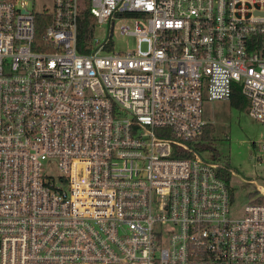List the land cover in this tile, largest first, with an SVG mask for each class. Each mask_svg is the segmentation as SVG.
Here are the masks:
<instances>
[{"label":"built area","instance_id":"built-area-1","mask_svg":"<svg viewBox=\"0 0 264 264\" xmlns=\"http://www.w3.org/2000/svg\"><path fill=\"white\" fill-rule=\"evenodd\" d=\"M34 3L0 0V264H264V179L233 216L190 144L235 91L264 124V0ZM117 19L135 51H113Z\"/></svg>","mask_w":264,"mask_h":264},{"label":"rangeland","instance_id":"rangeland-1","mask_svg":"<svg viewBox=\"0 0 264 264\" xmlns=\"http://www.w3.org/2000/svg\"><path fill=\"white\" fill-rule=\"evenodd\" d=\"M43 5L50 6L51 0H35L34 8L40 10ZM121 27H128L130 31L134 30L133 22L115 20L112 26L113 51L117 53L135 51L136 38L121 34ZM108 30V25L96 27L94 39L100 43L104 42ZM142 47L145 48L144 45ZM203 109L205 121L214 129L212 138L218 155L216 161L220 164H228L235 175L231 179L232 214L237 217L242 216L244 206L251 199L259 198L256 184H261L264 176V150L262 149L264 124L251 119L247 114V108L238 109L231 106L229 102H205ZM204 156L211 158L209 153ZM47 171L54 177L59 175L55 163Z\"/></svg>","mask_w":264,"mask_h":264},{"label":"trees","instance_id":"trees-1","mask_svg":"<svg viewBox=\"0 0 264 264\" xmlns=\"http://www.w3.org/2000/svg\"><path fill=\"white\" fill-rule=\"evenodd\" d=\"M93 23V19L89 15L87 11H85L80 18L79 22V35H78V52L81 54L87 53V50L85 49V46L90 40L91 37V30L90 25ZM37 29H36V41L40 42L43 41L44 36V26H45V17L40 16L36 19ZM231 106L238 108V109H246L247 108V102L245 99L241 96V94L238 91H235L233 93L232 99L229 101ZM214 133V129L210 124H206L203 128V131L198 139L194 142H190V144L195 148V150L200 153L202 156L204 154L209 153L211 155V159L214 162H217L218 155L216 153V150L214 149L213 145V138L212 135ZM224 169L219 170V176L225 181V183L230 188L231 192V179L233 176L229 172V165L223 164ZM264 179V177H263ZM232 197V194H231ZM255 203H261L262 199L257 198L253 200Z\"/></svg>","mask_w":264,"mask_h":264},{"label":"crops","instance_id":"crops-1","mask_svg":"<svg viewBox=\"0 0 264 264\" xmlns=\"http://www.w3.org/2000/svg\"><path fill=\"white\" fill-rule=\"evenodd\" d=\"M234 177V176H233ZM261 177V176H260ZM264 177V176H263Z\"/></svg>","mask_w":264,"mask_h":264}]
</instances>
